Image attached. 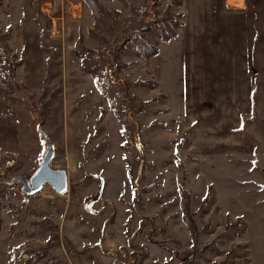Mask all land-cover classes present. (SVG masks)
I'll return each instance as SVG.
<instances>
[{"label": "rangeland", "instance_id": "1", "mask_svg": "<svg viewBox=\"0 0 264 264\" xmlns=\"http://www.w3.org/2000/svg\"><path fill=\"white\" fill-rule=\"evenodd\" d=\"M172 1L99 0L110 13L97 20L83 0H0V264H264L257 139L241 132V153L208 150L209 134L171 96L136 84L155 81L141 50L168 43L158 21ZM41 131L56 146L52 166L69 172L63 195L11 185L38 168Z\"/></svg>", "mask_w": 264, "mask_h": 264}, {"label": "crops", "instance_id": "2", "mask_svg": "<svg viewBox=\"0 0 264 264\" xmlns=\"http://www.w3.org/2000/svg\"><path fill=\"white\" fill-rule=\"evenodd\" d=\"M181 1L184 23L179 36L159 46V54L148 63L150 75L171 96V109L196 123L198 133L209 134L208 143L214 145L208 150L241 153L247 143L242 133H247L259 142L260 161L264 0Z\"/></svg>", "mask_w": 264, "mask_h": 264}, {"label": "trees", "instance_id": "3", "mask_svg": "<svg viewBox=\"0 0 264 264\" xmlns=\"http://www.w3.org/2000/svg\"><path fill=\"white\" fill-rule=\"evenodd\" d=\"M84 4H86L87 6L90 7L91 13L92 15L97 19H102L103 16L105 14H109L110 11L107 9L103 10V6H101L99 4V0H83ZM153 2V1H152ZM179 2L181 3V0H179ZM175 3H177V0H173L170 5L167 6L166 9V13L164 15V18L161 19L160 21H158L160 23V29H161V35H162V40L164 42H169L175 38H177L179 36V33L177 31V27L182 26V22H179L178 17H182L184 16V13H176V14H172L170 13V10L174 7ZM114 14H118L117 11H112ZM149 29L150 27H145L144 29H142V32H145V30ZM139 37H142L141 34ZM142 53L141 55L144 57L145 60H150L151 57L153 56H157L159 54V47H153L150 44H147L144 40L143 42V48H142ZM131 63H126V65H130ZM136 84L138 85H152L154 87H156L158 84L156 81H143V80H137ZM244 130V128H243ZM6 183V186H9L8 182H4ZM13 185V184H11ZM18 185V184H16ZM182 191L187 194V199L185 201V213L183 216L184 222L185 224L193 231V236L194 238H198V235L200 233V229L197 226L195 219H194V215L195 212L192 211L191 209V194L190 192L184 187H182ZM4 192V191H3ZM3 192L1 193V196L3 197ZM209 195L203 200V203L201 204L200 209L203 210L206 206V204L209 201ZM243 223V220L241 217H238L237 220L235 222H228L226 227L227 228H232L235 227L237 228L238 226H240ZM208 226L205 227V229ZM151 240H154L153 238H151ZM159 242V241H157ZM160 244H162L161 242H159ZM174 243L179 246L181 245L180 241L175 240ZM214 245L213 242L208 243V245H205L204 248H212ZM25 247L24 245L21 246H17L15 248H13L12 250V257L15 260V258L19 257V255H21L24 251ZM57 258L52 257L50 259L47 260V262L45 264H57Z\"/></svg>", "mask_w": 264, "mask_h": 264}, {"label": "water", "instance_id": "4", "mask_svg": "<svg viewBox=\"0 0 264 264\" xmlns=\"http://www.w3.org/2000/svg\"><path fill=\"white\" fill-rule=\"evenodd\" d=\"M41 134L48 147L38 168L31 175L30 179L15 177L11 184H20L22 192L28 196L40 193L44 185H51L56 194L63 195L69 190V172L65 169L54 168L52 166L56 155V146L45 131H41Z\"/></svg>", "mask_w": 264, "mask_h": 264}, {"label": "built area", "instance_id": "5", "mask_svg": "<svg viewBox=\"0 0 264 264\" xmlns=\"http://www.w3.org/2000/svg\"><path fill=\"white\" fill-rule=\"evenodd\" d=\"M54 34H55V35H59L60 33H59V31H57V29H56V32H54Z\"/></svg>", "mask_w": 264, "mask_h": 264}, {"label": "bare ground", "instance_id": "6", "mask_svg": "<svg viewBox=\"0 0 264 264\" xmlns=\"http://www.w3.org/2000/svg\"><path fill=\"white\" fill-rule=\"evenodd\" d=\"M45 186V185H44ZM44 188V187H43ZM67 193V192H66Z\"/></svg>", "mask_w": 264, "mask_h": 264}]
</instances>
